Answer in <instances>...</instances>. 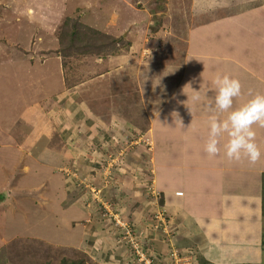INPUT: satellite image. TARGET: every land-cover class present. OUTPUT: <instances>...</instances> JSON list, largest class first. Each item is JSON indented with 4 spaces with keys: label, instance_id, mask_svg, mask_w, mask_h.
I'll return each mask as SVG.
<instances>
[{
    "label": "rangeland",
    "instance_id": "rangeland-1",
    "mask_svg": "<svg viewBox=\"0 0 264 264\" xmlns=\"http://www.w3.org/2000/svg\"><path fill=\"white\" fill-rule=\"evenodd\" d=\"M189 4L0 0V264H137L127 231L153 264H174L148 124L166 114L187 27L202 21ZM248 230L249 259L262 251L264 264V237Z\"/></svg>",
    "mask_w": 264,
    "mask_h": 264
},
{
    "label": "crops",
    "instance_id": "crops-1",
    "mask_svg": "<svg viewBox=\"0 0 264 264\" xmlns=\"http://www.w3.org/2000/svg\"><path fill=\"white\" fill-rule=\"evenodd\" d=\"M189 3L191 14L202 21L187 27L184 66L179 84L165 103L166 114L161 112L148 124L150 135L155 137L157 132L155 139L159 138L150 184L162 192V205L170 215L174 236L169 244L192 255L193 250L197 254L194 264H263L262 251L257 261L249 259L252 251L247 246L253 242L246 231L251 225L248 231L256 235L254 244H263L264 128L254 126L262 153L256 164L246 159L229 161L223 149L210 158L204 151L208 117L223 119L227 114L207 111L204 106L215 95L216 73L240 81L242 95L234 98V107L250 99V91L264 94V0ZM193 91L199 92V99ZM73 132L67 140H73ZM63 182L60 192L64 196ZM42 197L37 206L44 209L47 204ZM53 210L43 212L41 220L48 222ZM164 245L166 251L170 246ZM98 246L93 245L96 250Z\"/></svg>",
    "mask_w": 264,
    "mask_h": 264
},
{
    "label": "clouds",
    "instance_id": "clouds-1",
    "mask_svg": "<svg viewBox=\"0 0 264 264\" xmlns=\"http://www.w3.org/2000/svg\"><path fill=\"white\" fill-rule=\"evenodd\" d=\"M212 83L215 95L208 99L204 107L207 111H218L227 115L223 119L217 115L208 117L209 131L204 151L211 158L219 155L223 149V155L229 161L240 162L246 159L249 164H256L262 153L256 143L254 126L264 128V94H253L250 91L251 98L234 107V98L242 95L240 81L229 74L216 73ZM186 86L190 88V85ZM195 93L196 99H199V92ZM222 137L225 140L221 145Z\"/></svg>",
    "mask_w": 264,
    "mask_h": 264
},
{
    "label": "built area",
    "instance_id": "built-area-1",
    "mask_svg": "<svg viewBox=\"0 0 264 264\" xmlns=\"http://www.w3.org/2000/svg\"><path fill=\"white\" fill-rule=\"evenodd\" d=\"M126 234L127 236H129V240H127V244L128 243L131 244V248H132L131 251L133 253V258H135L136 263L153 264V260H154L153 255L146 249L140 247L137 242L133 241L134 237H132L133 236L132 233L130 234L127 231ZM167 255L174 264H191L192 254L190 252L176 251L171 249L169 253H167Z\"/></svg>",
    "mask_w": 264,
    "mask_h": 264
},
{
    "label": "trees",
    "instance_id": "trees-1",
    "mask_svg": "<svg viewBox=\"0 0 264 264\" xmlns=\"http://www.w3.org/2000/svg\"><path fill=\"white\" fill-rule=\"evenodd\" d=\"M263 209H264V202H263ZM135 259V258H134Z\"/></svg>",
    "mask_w": 264,
    "mask_h": 264
}]
</instances>
